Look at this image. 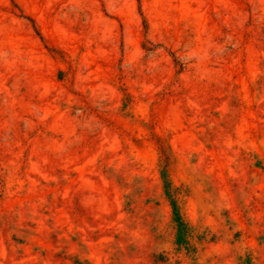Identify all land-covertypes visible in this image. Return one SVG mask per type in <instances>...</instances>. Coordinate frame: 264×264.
I'll return each instance as SVG.
<instances>
[{
	"label": "rangeland",
	"instance_id": "rangeland-1",
	"mask_svg": "<svg viewBox=\"0 0 264 264\" xmlns=\"http://www.w3.org/2000/svg\"><path fill=\"white\" fill-rule=\"evenodd\" d=\"M0 264H264V0H0Z\"/></svg>",
	"mask_w": 264,
	"mask_h": 264
},
{
	"label": "trees",
	"instance_id": "trees-1",
	"mask_svg": "<svg viewBox=\"0 0 264 264\" xmlns=\"http://www.w3.org/2000/svg\"><path fill=\"white\" fill-rule=\"evenodd\" d=\"M162 173L164 174L163 176L166 181V186H165L166 191L168 192V195L170 196V202H171L172 211H173V219L177 224V231H178L177 241L178 243H180V241L182 240L186 232H189L190 224L186 221V219L183 216L181 206L173 193L174 192L173 187L171 186V184H169L171 182H169L166 176V172L164 171Z\"/></svg>",
	"mask_w": 264,
	"mask_h": 264
}]
</instances>
